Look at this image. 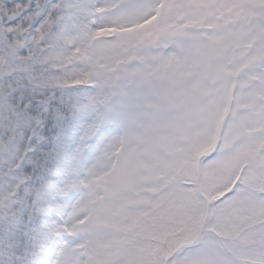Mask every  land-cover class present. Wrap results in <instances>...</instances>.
I'll list each match as a JSON object with an SVG mask.
<instances>
[{
	"label": "snow or ice",
	"instance_id": "obj_1",
	"mask_svg": "<svg viewBox=\"0 0 264 264\" xmlns=\"http://www.w3.org/2000/svg\"><path fill=\"white\" fill-rule=\"evenodd\" d=\"M0 264H264V0H0Z\"/></svg>",
	"mask_w": 264,
	"mask_h": 264
}]
</instances>
